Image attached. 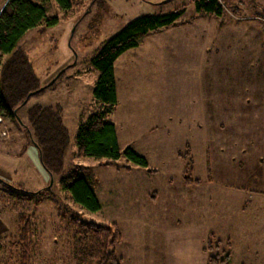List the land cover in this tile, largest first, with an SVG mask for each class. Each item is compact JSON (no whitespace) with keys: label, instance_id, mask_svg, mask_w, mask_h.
Returning <instances> with one entry per match:
<instances>
[{"label":"rangeland","instance_id":"374dc122","mask_svg":"<svg viewBox=\"0 0 264 264\" xmlns=\"http://www.w3.org/2000/svg\"><path fill=\"white\" fill-rule=\"evenodd\" d=\"M200 1L99 0L93 5L95 0H88L67 20L56 1L46 5L48 17L59 24L29 31L18 49L43 87L66 70L32 104L62 108L71 144L65 170L50 187L24 129L0 118V264L18 237L21 216L34 224V264H74L68 232L74 214L117 227L121 264H207L211 237L222 242L212 255L230 250V264H264V244L245 232L255 230L257 210L243 207L248 195L239 191L255 169L250 163L238 166L239 141L231 139L240 133L231 114L243 112L241 97L250 95V85L264 83V72L257 74L264 71V0H218V12L212 13H199ZM176 10L185 14L175 25L148 35L115 65L118 105L107 122L115 126L122 151L134 149L149 169L124 158L120 170L78 158L79 127L105 109L93 95L99 79L94 59L133 21ZM242 142L252 156L262 154L260 141L249 137ZM187 163L200 186L184 185ZM77 166L94 173L101 205L97 213L82 210L61 190V178ZM24 193L31 194L23 199Z\"/></svg>","mask_w":264,"mask_h":264},{"label":"trees","instance_id":"16d2710c","mask_svg":"<svg viewBox=\"0 0 264 264\" xmlns=\"http://www.w3.org/2000/svg\"><path fill=\"white\" fill-rule=\"evenodd\" d=\"M50 1L0 0V118L14 121L24 129L28 145L36 146L40 163L51 181V178L55 180L65 170V158L71 144L70 135L60 106L45 107L32 104L35 97L42 96L54 85L29 98L43 86L29 58L18 49L19 43L29 31L43 24L47 27L59 24L58 18H49L47 15L46 5ZM54 1L65 13L64 20H67L73 12L82 10L88 0ZM98 2L99 0H95L93 5ZM196 3L199 13L218 12V0H202ZM184 14L185 10H176L167 15L139 18L107 42L94 59L93 65L99 72V79L93 95L105 105V109L91 116L87 123L79 127L76 138L78 158L105 161L101 163L103 166L117 170H120L118 162L124 158L135 167L149 169L148 161L134 149L129 147L122 151L115 126L107 122L108 116L118 105L115 65L125 53L138 48L145 37L175 25ZM63 76L64 74L59 79ZM27 100L28 104L24 106ZM186 169L188 172L184 177V185L200 186L202 182L191 177L192 164L187 163ZM126 171L131 172L132 169L126 167ZM6 186L16 193L21 192L10 185ZM96 186L94 173L85 166H77L69 176L60 180L61 190L69 193L75 204L90 213L101 211ZM44 191L34 195H42ZM14 194L7 193L10 198H15ZM29 194L31 193L21 194V197L26 199ZM70 218L68 232L74 264H121L116 255V246L122 243V236L116 226H99L83 220L77 214ZM221 244V241H215L214 237H211L208 242L211 256L208 257L207 264L231 263L230 250L212 255ZM204 252L208 253L207 250ZM33 253L34 224L30 218L21 216L18 219V237L8 244L4 264H34Z\"/></svg>","mask_w":264,"mask_h":264},{"label":"crops","instance_id":"0c3cea01","mask_svg":"<svg viewBox=\"0 0 264 264\" xmlns=\"http://www.w3.org/2000/svg\"><path fill=\"white\" fill-rule=\"evenodd\" d=\"M264 71H258L257 74H261ZM257 79V78H256ZM261 82V80H258ZM247 86V85H246ZM248 87V86H247ZM250 95L241 97V103L243 112L241 115H233V122L240 126V133L236 135L231 134V139L236 142L237 146H240L238 153H240L241 161L238 162V166L242 169L248 163L253 165L255 169L251 176L247 179L245 188H239L242 194L248 195L247 198L242 202L243 207L254 205L257 214H254L255 230L245 231L248 236L256 235L259 237V245L264 244V83L263 85L252 84L249 86ZM229 86L225 90H228ZM255 93V94H254ZM227 114V113H226ZM242 118V120H241ZM248 119V120H247ZM229 121V120H228ZM232 123V122H231ZM249 137L260 141V147L263 148L260 156H252L248 150H245L246 145L242 142L247 140ZM235 159V158H234ZM211 163V162H210ZM213 174L211 173L207 179L208 184L211 186L214 184ZM230 186L232 185L229 184ZM256 190V192H253ZM250 191V193H249ZM262 237V238H261ZM233 249V248H232Z\"/></svg>","mask_w":264,"mask_h":264},{"label":"water","instance_id":"95a60500","mask_svg":"<svg viewBox=\"0 0 264 264\" xmlns=\"http://www.w3.org/2000/svg\"><path fill=\"white\" fill-rule=\"evenodd\" d=\"M65 72H66V70L62 71V72L56 77V79H54V80L52 81V83H51L49 86H47V87H43L41 90H39V91H37V92L31 94L29 98L39 95L40 93H42V92L45 90V88L52 87V86L58 81V79H59V78L65 73ZM27 104H28V100L24 103V106H26ZM35 147H36V146H35ZM53 184H54V179L51 178L50 187H52Z\"/></svg>","mask_w":264,"mask_h":264},{"label":"built area","instance_id":"2783aa9c","mask_svg":"<svg viewBox=\"0 0 264 264\" xmlns=\"http://www.w3.org/2000/svg\"><path fill=\"white\" fill-rule=\"evenodd\" d=\"M5 136V135H4Z\"/></svg>","mask_w":264,"mask_h":264}]
</instances>
